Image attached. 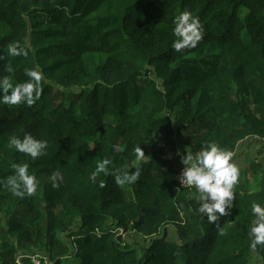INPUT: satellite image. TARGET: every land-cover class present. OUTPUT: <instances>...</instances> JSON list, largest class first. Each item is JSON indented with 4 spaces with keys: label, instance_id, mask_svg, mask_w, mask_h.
Here are the masks:
<instances>
[{
    "label": "trees",
    "instance_id": "16d2710c",
    "mask_svg": "<svg viewBox=\"0 0 264 264\" xmlns=\"http://www.w3.org/2000/svg\"><path fill=\"white\" fill-rule=\"evenodd\" d=\"M184 10L203 39L177 53ZM10 44L28 55H10ZM33 68L40 99L0 103V264H251L254 253L264 264L249 237L264 175L254 193L238 181L210 222L168 160L179 132L192 154L214 141L232 161L250 137L264 143V0H0V80L22 83ZM26 134L47 141L45 155L8 146ZM105 159L107 172L93 176ZM14 164L37 178L35 195L12 194ZM137 169L135 183H116Z\"/></svg>",
    "mask_w": 264,
    "mask_h": 264
},
{
    "label": "clouds",
    "instance_id": "9594fccd",
    "mask_svg": "<svg viewBox=\"0 0 264 264\" xmlns=\"http://www.w3.org/2000/svg\"><path fill=\"white\" fill-rule=\"evenodd\" d=\"M175 27L172 34L176 39L172 48L180 53L185 49L195 48L203 39L202 25L197 17L190 11L184 10L174 19ZM8 52L12 56H27L28 52L18 44H10ZM12 71L11 68L8 69ZM25 75L29 78L22 83H13L9 77L0 80V103L6 105H19L26 103L29 107L40 99L42 92V74L33 69H26ZM8 146L17 152L30 156L33 160L45 155L47 141L35 139L26 134L23 139L12 136ZM138 156H143L141 148L137 150ZM179 155V153H178ZM233 153L222 148L214 141L207 142L196 154L186 152L181 155V163L185 166L180 175V184L195 188V199L199 201L197 211L206 216L208 221L215 222L230 208L234 198L233 188L238 182L239 169L232 162ZM110 161L105 159L98 163L93 176L107 172ZM14 175L8 178L7 185L14 196L23 198L25 194L33 196L36 193L39 181L29 174L27 164H14ZM59 175L54 173L53 176ZM140 172H126L121 170L116 176L119 185L133 184L139 178ZM55 183L53 187H56ZM251 213L254 217L253 226L249 233L250 247L256 250L257 246H264V206L260 203L251 204Z\"/></svg>",
    "mask_w": 264,
    "mask_h": 264
},
{
    "label": "rangeland",
    "instance_id": "374dc122",
    "mask_svg": "<svg viewBox=\"0 0 264 264\" xmlns=\"http://www.w3.org/2000/svg\"><path fill=\"white\" fill-rule=\"evenodd\" d=\"M176 139H177L176 153L172 154L173 152L169 151L168 152V160L174 166H178L179 169H183L185 166L182 163H180L181 162L180 156L186 155V152H189V151H188V148L185 144V141H186L185 136L182 132H179L176 135ZM248 142H249V144H248L249 149L244 145L245 152L243 153V155H245V157H246L245 159H248V161H247V168L248 169L244 170V167H242L243 164L244 165L246 164V162H244L241 165L237 160L234 162L239 169V177H238L239 180L238 181L240 182V184L243 187L242 193L258 192L260 190V188H262L260 178L262 175H264L263 174L264 168H263V172L260 171L257 175H254L253 171L250 168L251 165L257 161V158L259 159L260 164H262L264 166V143H262V141H260V140L252 139V138ZM239 147H240V145L238 146V148ZM178 153H179V155H178ZM239 155L240 154L238 153V156ZM243 155H241L238 158L241 159ZM140 159L142 160L143 157H141ZM175 180H176V178H175ZM172 229L173 230L170 231L169 238L171 240L177 241L176 230H175V228H172ZM64 239L66 241V238H64ZM130 241H131V245H134V246L139 245L142 248H146L147 242L145 241V238H143L141 235L133 234L132 238H130ZM66 242H68V241H66ZM251 264H262L261 258L256 253H254V255H253V259H252Z\"/></svg>",
    "mask_w": 264,
    "mask_h": 264
},
{
    "label": "crops",
    "instance_id": "0c3cea01",
    "mask_svg": "<svg viewBox=\"0 0 264 264\" xmlns=\"http://www.w3.org/2000/svg\"><path fill=\"white\" fill-rule=\"evenodd\" d=\"M251 138H252V139L260 140V139H258V138H256V137H250L248 140H251ZM248 140H245V141H243L242 143H240V147L237 149V152H236V154H235L234 160L232 161V162H235V161L237 160V161L240 163V165L243 164L244 162H246V164H245L246 166H245L244 164H243V166H242V167H244V170H245V169H248V168H247V161H248V159H245L246 157H245V155H243V153L245 152L244 145L249 149V146H248L249 142H248ZM260 141H261V140H260ZM238 153L240 154L239 156H238ZM241 155H243V156H242L241 159H239L238 157H240ZM261 155H262V154H261ZM256 163H260L258 158H257ZM249 167H250V166H249ZM238 180H239V178H238Z\"/></svg>",
    "mask_w": 264,
    "mask_h": 264
},
{
    "label": "built area",
    "instance_id": "2783aa9c",
    "mask_svg": "<svg viewBox=\"0 0 264 264\" xmlns=\"http://www.w3.org/2000/svg\"><path fill=\"white\" fill-rule=\"evenodd\" d=\"M180 175L181 174H178L177 176H176V181L179 183V185H180V187L181 188H193V187H187V186H185V187H183L181 184H180ZM33 261H34V263L35 264H41V260H39V259H37V258H33Z\"/></svg>",
    "mask_w": 264,
    "mask_h": 264
}]
</instances>
